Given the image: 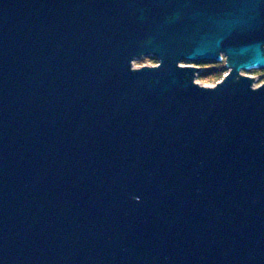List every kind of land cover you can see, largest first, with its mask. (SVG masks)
<instances>
[{"label": "water", "instance_id": "water-1", "mask_svg": "<svg viewBox=\"0 0 264 264\" xmlns=\"http://www.w3.org/2000/svg\"><path fill=\"white\" fill-rule=\"evenodd\" d=\"M255 68L264 0H0V264H264Z\"/></svg>", "mask_w": 264, "mask_h": 264}, {"label": "rangeland", "instance_id": "rangeland-1", "mask_svg": "<svg viewBox=\"0 0 264 264\" xmlns=\"http://www.w3.org/2000/svg\"><path fill=\"white\" fill-rule=\"evenodd\" d=\"M195 63H199L198 65L202 68L200 72H198L196 76V82L202 85L215 86L216 83L221 81L226 73H228L229 69L227 68V64L225 61L220 62H191L184 60L182 64L195 65ZM158 59L154 56H144L139 59H136L134 62L135 67H140L142 65H157ZM197 65V64H196ZM243 75H249L251 77L257 76L259 77L255 80V85H260L264 83V70L255 68L250 70H242Z\"/></svg>", "mask_w": 264, "mask_h": 264}, {"label": "bare ground", "instance_id": "bare-ground-1", "mask_svg": "<svg viewBox=\"0 0 264 264\" xmlns=\"http://www.w3.org/2000/svg\"><path fill=\"white\" fill-rule=\"evenodd\" d=\"M222 56L225 57L224 54H222ZM225 61H226V57H225ZM182 65H188V64H182ZM227 68H228V67H227ZM228 69H229V68H228ZM241 73H242V72H241ZM197 74H198V73H197ZM226 74H227V73H226ZM226 74H225V75H226ZM206 86H208V85H206ZM255 86H256V85H255Z\"/></svg>", "mask_w": 264, "mask_h": 264}, {"label": "flooded vegetation", "instance_id": "flooded-vegetation-1", "mask_svg": "<svg viewBox=\"0 0 264 264\" xmlns=\"http://www.w3.org/2000/svg\"><path fill=\"white\" fill-rule=\"evenodd\" d=\"M196 64H197V65H196ZM198 64H199V63H195V65H194V66H196V67L200 68V66H199L200 64H199V65H198Z\"/></svg>", "mask_w": 264, "mask_h": 264}, {"label": "built area", "instance_id": "built-area-1", "mask_svg": "<svg viewBox=\"0 0 264 264\" xmlns=\"http://www.w3.org/2000/svg\"><path fill=\"white\" fill-rule=\"evenodd\" d=\"M221 61H225V57L222 56V58L220 59Z\"/></svg>", "mask_w": 264, "mask_h": 264}]
</instances>
